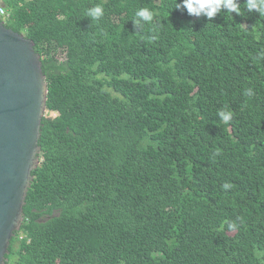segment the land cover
<instances>
[{"label": "trees", "instance_id": "obj_1", "mask_svg": "<svg viewBox=\"0 0 264 264\" xmlns=\"http://www.w3.org/2000/svg\"><path fill=\"white\" fill-rule=\"evenodd\" d=\"M176 2L0 0L48 86L6 264H264V15Z\"/></svg>", "mask_w": 264, "mask_h": 264}, {"label": "water", "instance_id": "obj_2", "mask_svg": "<svg viewBox=\"0 0 264 264\" xmlns=\"http://www.w3.org/2000/svg\"><path fill=\"white\" fill-rule=\"evenodd\" d=\"M47 81L32 40L0 20V264L23 221L32 170L39 162Z\"/></svg>", "mask_w": 264, "mask_h": 264}, {"label": "clouds", "instance_id": "obj_3", "mask_svg": "<svg viewBox=\"0 0 264 264\" xmlns=\"http://www.w3.org/2000/svg\"><path fill=\"white\" fill-rule=\"evenodd\" d=\"M244 5L247 11H255L260 15H264V0H245ZM175 8L186 10L189 16H203L209 20L222 11L227 13H236L237 15L241 14V5L239 0H181L180 3L176 2ZM103 15L104 10L100 5H96L88 9L86 12V16L93 20H99ZM135 16L138 20L134 21V25L138 24L140 21L151 22L154 18L153 11L149 8H141L137 10ZM247 94L250 95L251 90H248ZM218 115L224 122H229L232 118V113L230 111L226 112L222 110L218 113ZM223 187L229 188L231 185L225 183Z\"/></svg>", "mask_w": 264, "mask_h": 264}, {"label": "rangeland", "instance_id": "obj_4", "mask_svg": "<svg viewBox=\"0 0 264 264\" xmlns=\"http://www.w3.org/2000/svg\"><path fill=\"white\" fill-rule=\"evenodd\" d=\"M5 10L7 11V9L5 8ZM0 19H2L4 22L9 20V16L7 15H0Z\"/></svg>", "mask_w": 264, "mask_h": 264}, {"label": "built area", "instance_id": "obj_5", "mask_svg": "<svg viewBox=\"0 0 264 264\" xmlns=\"http://www.w3.org/2000/svg\"><path fill=\"white\" fill-rule=\"evenodd\" d=\"M0 15H7L5 8L1 5H0Z\"/></svg>", "mask_w": 264, "mask_h": 264}]
</instances>
